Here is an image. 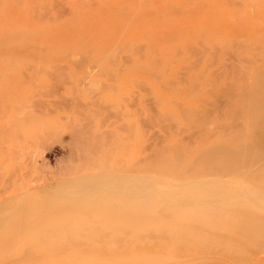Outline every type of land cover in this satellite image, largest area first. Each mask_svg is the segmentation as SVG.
I'll use <instances>...</instances> for the list:
<instances>
[{"label":"rangeland","instance_id":"obj_1","mask_svg":"<svg viewBox=\"0 0 264 264\" xmlns=\"http://www.w3.org/2000/svg\"><path fill=\"white\" fill-rule=\"evenodd\" d=\"M259 1L0 0V264H264Z\"/></svg>","mask_w":264,"mask_h":264},{"label":"bare ground","instance_id":"obj_2","mask_svg":"<svg viewBox=\"0 0 264 264\" xmlns=\"http://www.w3.org/2000/svg\"><path fill=\"white\" fill-rule=\"evenodd\" d=\"M246 1H247V0H246ZM248 1H249V0H248ZM256 1H258V0H256ZM261 1H262V0H261ZM254 2H255V0H254ZM259 2H260V1H259ZM259 2H257V4H258ZM242 3H243V2H242ZM242 3H241V4H242ZM247 3L249 4V2H247ZM260 3H264V2L262 1V2H260ZM244 4H245V2H244ZM244 4H243V5H244ZM253 4H254V3H253ZM249 5L251 6V3H250ZM260 5H261V4H260ZM236 6H237V5H236ZM246 6H247V5H246ZM256 6H257V5H256ZM256 6H255V7H256ZM253 7H254V6H253ZM244 8L246 9L247 7H244ZM248 8H251V7H248ZM260 8H261V7H260ZM242 9H243V8H242ZM258 9H259V7H258ZM256 11H257V10H256ZM239 12H240V11H239ZM239 12H238V14H239ZM236 14H237V13H236ZM240 14H241V13H240ZM243 15H244V14H243ZM246 15H247V14H246ZM246 15H245V16H246ZM249 15H250V14H249ZM263 18H264V17H263ZM250 19H251V18H250ZM234 20H235V19H234ZM253 21H254V20H253ZM250 22H251V21H250ZM259 23H263V24H264V20H263V21H259ZM261 27H263V26L261 25Z\"/></svg>","mask_w":264,"mask_h":264}]
</instances>
